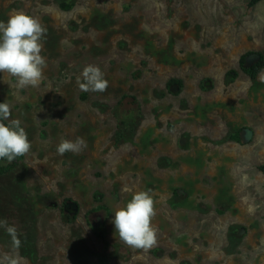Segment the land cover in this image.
<instances>
[{"label":"rangeland","instance_id":"374dc122","mask_svg":"<svg viewBox=\"0 0 264 264\" xmlns=\"http://www.w3.org/2000/svg\"><path fill=\"white\" fill-rule=\"evenodd\" d=\"M249 2L0 0V21L24 12L47 29L39 87L0 73V100L32 145L0 175V260L99 264L102 219L114 264H264V67L251 78L239 64L264 55V0ZM88 65L106 91L81 90ZM77 137L81 153L57 154ZM142 190L156 210L147 251L111 223Z\"/></svg>","mask_w":264,"mask_h":264},{"label":"clouds","instance_id":"9594fccd","mask_svg":"<svg viewBox=\"0 0 264 264\" xmlns=\"http://www.w3.org/2000/svg\"><path fill=\"white\" fill-rule=\"evenodd\" d=\"M46 34L47 29L41 21L24 12L9 16L6 22L0 21V73L15 77L18 89L39 87L47 63L41 54ZM82 75V91L107 90L108 81L98 66H86ZM10 117L11 106L0 103V160L6 159L8 162L28 154L32 147L21 122ZM86 147L87 142L83 137L75 140L62 139L56 146V151L61 156L67 152L79 154ZM155 215L152 196L149 191L142 190L134 193L124 207L115 210L111 223L125 246L147 251L157 243V229L152 226ZM0 264L16 262L5 257L0 260Z\"/></svg>","mask_w":264,"mask_h":264},{"label":"trees","instance_id":"16d2710c","mask_svg":"<svg viewBox=\"0 0 264 264\" xmlns=\"http://www.w3.org/2000/svg\"><path fill=\"white\" fill-rule=\"evenodd\" d=\"M262 0H250L249 4L254 5ZM241 69L250 75L251 78H256L258 73L263 69L264 67V55L263 53L259 51H248L244 53L239 61ZM229 76L235 77L238 75L237 70H230L228 72ZM167 87L170 93L177 94L180 92L182 88V81L177 78H171L168 83ZM0 103L1 100H0ZM4 123L8 124L7 121H4ZM248 132H250L249 129H247ZM234 139L238 140L239 136L234 135ZM24 156L17 157L11 162H8L6 159L0 160V175L5 174L12 170L18 163L22 161ZM259 169L264 173V164L259 167ZM62 209L64 211V214L67 218H74L76 217L78 213V204L75 201H72L70 199L64 201ZM95 226L94 230L98 234V236L103 240L104 242V249L102 252L97 254L98 257V263L99 264H114L111 261V256L113 254V248L118 250L119 246H112L107 238H106V228L104 221L102 219H96L95 220Z\"/></svg>","mask_w":264,"mask_h":264}]
</instances>
